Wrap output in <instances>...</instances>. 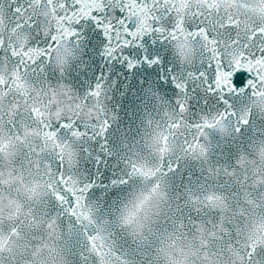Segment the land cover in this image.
<instances>
[{
    "label": "snow or ice",
    "instance_id": "snow-or-ice-1",
    "mask_svg": "<svg viewBox=\"0 0 264 264\" xmlns=\"http://www.w3.org/2000/svg\"><path fill=\"white\" fill-rule=\"evenodd\" d=\"M0 264H264V0H0Z\"/></svg>",
    "mask_w": 264,
    "mask_h": 264
}]
</instances>
